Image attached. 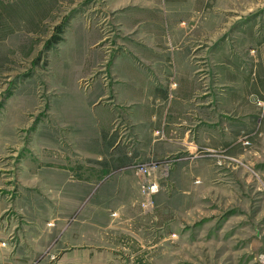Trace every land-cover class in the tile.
<instances>
[{
	"label": "rangeland",
	"instance_id": "374dc122",
	"mask_svg": "<svg viewBox=\"0 0 264 264\" xmlns=\"http://www.w3.org/2000/svg\"><path fill=\"white\" fill-rule=\"evenodd\" d=\"M137 16L159 20L167 50L191 38L201 87L180 122L190 150L148 163L169 174L158 170L160 191L147 205L137 163L132 188L112 192L101 176L95 190L78 188L73 206L32 183L55 162L43 156L69 152L73 132L61 115L86 116L88 90L115 86L135 36L126 20ZM221 50L235 63L213 71ZM260 76L264 0H0V264H264ZM122 121H113L118 131Z\"/></svg>",
	"mask_w": 264,
	"mask_h": 264
},
{
	"label": "crops",
	"instance_id": "0c3cea01",
	"mask_svg": "<svg viewBox=\"0 0 264 264\" xmlns=\"http://www.w3.org/2000/svg\"><path fill=\"white\" fill-rule=\"evenodd\" d=\"M126 22L130 23L127 32L135 36L126 47L127 53L119 59L118 75L111 76L115 86L99 82L88 90V98L80 106L86 116L79 108L65 113L70 116L69 120L61 115L59 122L64 125L68 122V128L73 132L70 133L69 152L55 154L54 158L43 156V160L55 162L52 166L38 169V178L32 183L43 190L49 189L53 194L63 192L66 201L74 202L73 206L77 202L78 188L95 190L101 176L102 187L109 186L112 192L121 186L126 187V184L132 188L135 164H148L169 153L184 155L190 150V131L180 122L184 114L187 117L195 108V90L200 92L201 87L192 75L193 63L188 58L191 38L184 43L182 40L176 51L174 48L167 50L166 30L158 19L144 23L137 16ZM210 30L216 29L209 26L202 35L211 33ZM198 31L199 38H204L201 28ZM169 32L173 41L180 40L182 33L176 28ZM212 48L215 47L212 45ZM223 53L227 52L221 50L215 54L210 63L213 71L227 61L235 63L232 57L225 56L224 61L220 59ZM174 70L175 76H172ZM234 77L231 76L232 79ZM260 78L264 80V76ZM256 87L264 99V84L259 87L257 83ZM119 117L123 120V131H118L113 122ZM161 129H167L166 138L157 136ZM53 144H57V138ZM44 223L38 222V225Z\"/></svg>",
	"mask_w": 264,
	"mask_h": 264
},
{
	"label": "built area",
	"instance_id": "2783aa9c",
	"mask_svg": "<svg viewBox=\"0 0 264 264\" xmlns=\"http://www.w3.org/2000/svg\"><path fill=\"white\" fill-rule=\"evenodd\" d=\"M152 164V163H151ZM138 175L140 178V186L142 188L143 193L147 195V201H145L144 205H147L151 201V197L160 191L159 182H158V166L144 164L139 165ZM162 176L169 174V166H165L163 169L161 168L159 171H162Z\"/></svg>",
	"mask_w": 264,
	"mask_h": 264
}]
</instances>
